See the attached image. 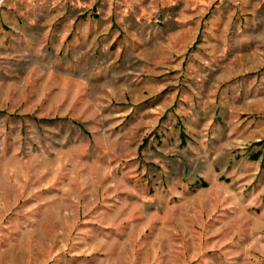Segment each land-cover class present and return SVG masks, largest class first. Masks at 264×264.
I'll use <instances>...</instances> for the list:
<instances>
[{"label":"rangeland","instance_id":"rangeland-1","mask_svg":"<svg viewBox=\"0 0 264 264\" xmlns=\"http://www.w3.org/2000/svg\"><path fill=\"white\" fill-rule=\"evenodd\" d=\"M0 264H264V0H0Z\"/></svg>","mask_w":264,"mask_h":264}]
</instances>
